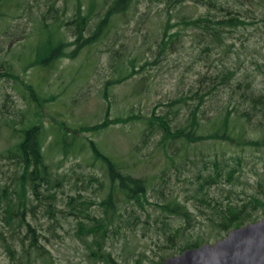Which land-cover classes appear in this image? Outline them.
Returning <instances> with one entry per match:
<instances>
[{"label":"rangeland","instance_id":"1","mask_svg":"<svg viewBox=\"0 0 264 264\" xmlns=\"http://www.w3.org/2000/svg\"><path fill=\"white\" fill-rule=\"evenodd\" d=\"M80 1L82 11L87 10L90 0ZM104 1L99 0V3ZM54 4L59 8L58 15L68 19L74 16L78 1L4 0L0 3V68L1 72L10 68L14 75L0 80V104L10 94L14 112L15 109L32 112L42 126L40 141L46 162L56 179L62 182L61 186L51 190L57 194V206L64 208L68 196L80 192L95 202L89 205L90 211L104 216L105 209L98 203L108 196L110 180L104 161L95 160L89 144V140H93L122 173L143 178L147 185L150 204L144 207L126 206L125 196L115 189L117 209L122 216H115L106 248L121 264H140L141 254L148 258L141 264H159L161 257L176 256L182 241L172 244L167 238L186 224L180 218L155 209L154 204L161 203V194L185 204L192 212L196 221L192 224L194 227L187 230V235L201 236L210 244L223 238L224 234L220 237L218 231L207 227L196 208L204 210L200 206L203 194L224 201L227 197L244 198L258 191L264 192L263 147L247 144L262 137L261 129L232 120L234 143L228 139L205 140L221 127V119H217L216 113L218 107H228L227 93L218 102L210 101L212 96L207 98L203 107L206 118L197 111V118L203 120L196 129L199 139H193V142L164 138L157 128L154 133L148 130V135L143 136L144 123L156 111L157 115L170 113L174 130L186 126L188 106L199 102L198 98L192 99L193 93L206 92L207 87L213 86V77L227 70L235 72L232 85L238 91L237 95L240 93L239 82H250L258 93H264V0L246 4L244 9H250L245 15L246 20L255 23L241 28L236 37L228 41L232 47L227 53L213 50L208 55L202 52L206 42L195 37V31L181 30L180 26L172 28V32L181 30L176 45L159 53L168 18L171 25H175L184 18L205 15L207 8L186 5L172 10L169 17L165 0H140L125 14L114 18L95 43L80 48L70 57L77 47L70 45L75 37L67 28H58V23L52 20L54 12L48 14ZM105 10L104 7L102 12L97 11L86 31L87 36L97 30ZM62 42L67 46L64 52L45 62L51 47ZM27 85L33 87L36 98L31 97ZM181 96L192 98L186 100L188 105L182 103L170 112L166 104ZM3 114L0 112V154L16 141L5 126L7 119ZM7 117L16 119L15 115ZM130 117H133L130 123H115L118 118ZM103 123H106L105 129L90 131L94 125ZM83 127L89 130L83 131ZM67 145L72 149L65 154L63 146ZM217 159L223 164L226 160L240 169L237 181L230 183L222 179L218 185H206L204 193H198L204 179L213 173L214 165L210 167L209 163L207 170H203L207 164L204 163ZM15 178L12 162L0 157V186ZM91 178L105 182L104 190L98 193V184ZM44 203L34 201L37 217H29L41 234L39 240L43 246V256L31 258V264H100L91 258V239L86 244L77 238L76 221L65 219L59 213L57 222L51 220L44 213ZM106 211L112 212L111 209ZM147 214L152 216L148 223ZM254 216L259 220L264 217L260 212ZM157 217L158 221H155ZM0 231L9 239L12 230L4 226L1 216ZM19 236L25 237V231L21 230ZM0 264H20V261L10 259L1 241ZM23 264L29 262L24 260Z\"/></svg>","mask_w":264,"mask_h":264},{"label":"trees","instance_id":"2","mask_svg":"<svg viewBox=\"0 0 264 264\" xmlns=\"http://www.w3.org/2000/svg\"><path fill=\"white\" fill-rule=\"evenodd\" d=\"M2 1L4 0H0V3ZM77 1L78 5L75 14L71 18L62 19L58 15L59 8H56L55 4L48 12L49 15L50 11H52L51 13H55L52 20L58 23V28H67L75 37V40L70 45L77 47L73 53L69 55L70 57L75 56L80 48L95 43L100 33L110 25L114 18L125 14L127 10L139 3L140 0H105L102 3H99V0H90L87 6L88 8L85 11H82V2L80 0ZM165 1L169 17H171L172 10L186 5L205 7L207 8V13L197 18H184L175 25H171L170 18H168L159 45V53L172 49L181 36V30L187 29L195 31V37L206 42L205 48L202 49L204 55H208V53L213 50H216L218 53H227L230 47H232L228 44V41L234 39L241 28L255 23H249L245 17L250 9L245 10L244 7L246 4H249V2H252V0ZM104 7L106 10L103 18L97 24V30L90 36H87L86 31L89 30L93 17L98 14L97 11L102 12ZM175 26H180L181 30L172 32V28ZM66 47L67 46H65L63 42L59 43L56 47H51V53L47 56L45 62L58 58L59 54L64 52L63 49ZM131 67H135L133 62H131ZM134 70L136 71V68H134ZM1 71L0 68V80H2V78L14 77L10 68L6 69L5 72ZM234 79L235 72L232 70L218 73L213 77V86L207 87L206 92L201 90L199 93H193V98L181 96L172 100L169 104H166V107H168L171 112L182 103L188 105L186 102L187 99L192 98L195 100L198 98L199 102L197 104L188 106L190 107L188 123L184 127L174 130L171 126L172 120L170 119L169 112L157 115V112L153 111L152 116L144 123L146 126L144 127L143 136L148 135V130H150V133H154L155 128H157L163 133L164 138L168 137L172 141L186 139L189 142H193V139H199V136L196 135V129L203 119L199 120L197 118V111L201 112L202 118H206V111L203 107L208 101L207 98L212 96L210 101L214 100L218 102L221 100L220 97L227 93V95H229L228 107L223 106L220 109L218 107L216 113L218 116L217 119H221V127L213 134L209 135L205 140L228 139L230 143H234L235 139L231 135V123L232 120H240L242 123H246L250 126H257L261 129L262 137L259 140L251 141L247 144L257 148L261 145L264 150V93H258L250 82H239L238 89L240 93L237 95L238 91L236 88L233 89L235 86L232 85ZM27 89L30 91L31 97L33 96L36 98L34 96L35 92L33 87L27 85ZM226 90L228 92H226ZM10 99L11 95L8 94L2 104H0V112L4 113L3 115L7 119L5 126L13 135V139L16 140L14 145H11L7 151L0 154V157H5V159L12 162L16 176L14 180L12 179L11 183L0 186L1 221L7 229L12 230L10 232V240L5 238V234L0 231V241L1 245L4 246L5 251L10 256V259L13 262L20 261V264H23L24 260H26L31 264V258L43 256V246L39 240L41 234H38V229L35 224L29 220V217L30 219H35L37 217V207L34 205V201L39 204H43L45 201L44 207L46 208L44 213H46L51 220H56V222L59 220L56 216L57 213L61 214L65 219L72 218L77 223V238L86 244L89 242L88 239H91L92 245H89L92 247L91 258L100 262V264H121L114 258L112 252L106 248L112 234L115 216H122L117 209L116 197L114 196L115 189L117 188V190L121 191L125 196L126 206L136 204L140 207H144L145 204H150L145 179L122 173L120 168L116 167L115 164L98 149L95 142L89 140L95 160L104 161V165L107 166V174L110 180L108 196L98 203L99 207L105 209L104 216L101 217L91 212L89 205H94L95 202L90 198H85L80 192H78L76 196H68L66 202L63 204L64 208L60 209L57 206V194L51 193V190L61 186L62 182L56 179L53 169L46 162L44 148L40 141L42 126L36 121L32 112L20 111L17 109H15L14 112L10 106ZM163 105L165 104H161V106ZM9 114L15 115L16 119L9 120L7 117ZM132 119L133 117L129 119L118 118L115 120V123L129 122ZM106 127V123L97 124L91 127L90 131L98 132ZM82 130L87 131L89 129L83 127ZM163 141L164 140H162V142ZM71 149V145L63 146L65 154L71 151ZM208 164L211 165L210 167L214 165L213 173L204 179L198 193H204L203 191L206 185L209 187L218 185L222 179L230 183H235L237 181L240 169L229 165L226 160H224V164L218 159L215 162H205L203 170H207L205 168L208 167ZM238 165L240 164L238 163ZM201 172L202 171H200L199 175H201ZM91 180L98 184V193L105 188V182L96 178H91ZM199 180L198 178V181ZM259 185L262 187L261 184ZM99 197H101V194H99ZM202 198L203 200H201L200 206L203 207L204 210L196 209L201 216L204 217L208 224L207 227L210 228L211 231H218L220 237L223 236V234L226 236L233 229L258 221L259 217L254 216L255 213L260 212L264 216V192L262 191H258L256 194L246 195L244 198H240L239 196H237L236 199L227 197L224 201L208 198L205 194H203ZM160 199L161 203L158 202L154 204L155 209H160L161 213L167 214L168 216L180 218L186 224L183 227L177 228L167 238L172 244L176 241H182L175 255L181 254L188 249L198 248L208 242V240L200 238L201 236L192 237V235H187V230L194 227L192 224L196 219L185 204H181L176 199H168L164 194H161ZM110 209L112 210L111 213L106 211ZM151 219V214H147L146 223ZM157 219L158 217L155 221H158ZM166 219H168V217ZM163 223L165 222L163 221ZM21 230H24L26 233V236L23 238L19 236ZM13 234L18 237H13ZM168 258L161 257L159 264H163ZM143 259H148L146 258V254L140 255V264Z\"/></svg>","mask_w":264,"mask_h":264},{"label":"water","instance_id":"3","mask_svg":"<svg viewBox=\"0 0 264 264\" xmlns=\"http://www.w3.org/2000/svg\"><path fill=\"white\" fill-rule=\"evenodd\" d=\"M164 264H264V217L231 230L214 244L170 257Z\"/></svg>","mask_w":264,"mask_h":264}]
</instances>
